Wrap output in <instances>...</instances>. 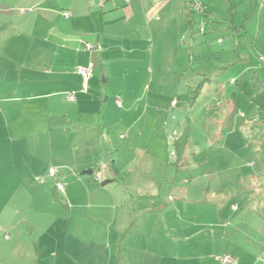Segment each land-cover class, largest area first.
<instances>
[{
    "label": "crops",
    "instance_id": "1",
    "mask_svg": "<svg viewBox=\"0 0 264 264\" xmlns=\"http://www.w3.org/2000/svg\"><path fill=\"white\" fill-rule=\"evenodd\" d=\"M110 1L72 0L67 10L82 36L61 39L68 47L49 67L32 68L24 78L14 73L21 80L16 85L29 94L0 89V264H264V174L243 165L253 186L228 194L212 190L213 180L201 184L208 176L194 175L199 183L178 191L193 200L167 195L162 201L160 179L132 170L146 165V158L125 157L128 142L119 145L112 134V127L132 118L134 111L124 106L128 97L123 94L125 110L116 112L120 95L106 96L98 115L100 97L90 91L106 86L108 78L99 76L110 66L104 51L88 50L86 43L102 47L106 17L111 33L134 32L128 29L134 6L146 0ZM105 7L113 12L108 15ZM118 12L122 22L112 17ZM90 65L84 87L77 69ZM42 86L44 92L31 93ZM101 166L104 183L91 172ZM51 167L64 183L61 196L50 180ZM224 174L215 181L225 187ZM225 256L232 261L223 262Z\"/></svg>",
    "mask_w": 264,
    "mask_h": 264
},
{
    "label": "rangeland",
    "instance_id": "2",
    "mask_svg": "<svg viewBox=\"0 0 264 264\" xmlns=\"http://www.w3.org/2000/svg\"><path fill=\"white\" fill-rule=\"evenodd\" d=\"M71 1L0 0L2 91L29 94L16 85L21 80L14 73L24 78L32 68L49 67L63 56L61 47H68L61 39L82 36L80 23L61 13ZM194 2L201 6L199 11L189 12L186 0L139 3L128 25L134 32L111 33L109 17L100 23L109 32L98 51H104L110 70L99 76L108 78L106 86L90 93L100 97L98 115L106 96L122 97L121 104L113 106L116 112L125 110L123 94L128 97L124 106L134 111L132 118L112 127V134L119 145L128 142L125 157L146 158V165L136 164L132 170L160 179L162 201L167 195L193 200L191 194L184 198L178 191L198 184L192 181L194 175L208 176L201 184L208 186L213 180L211 187L222 186L228 194L253 186L243 165L252 174H264V121L252 123L240 116L252 120L264 113V0ZM107 9L110 15L113 11ZM113 16L118 21L123 17L121 12ZM159 63L165 68L157 69ZM222 172H227L225 187L215 181L226 175ZM139 218L135 213L133 219Z\"/></svg>",
    "mask_w": 264,
    "mask_h": 264
},
{
    "label": "built area",
    "instance_id": "3",
    "mask_svg": "<svg viewBox=\"0 0 264 264\" xmlns=\"http://www.w3.org/2000/svg\"><path fill=\"white\" fill-rule=\"evenodd\" d=\"M61 13L66 18H69L71 16V13L69 10H63ZM95 47L97 49L100 48L99 45L86 43V49H88V50L95 49ZM262 61L264 62V57L262 58ZM77 72L83 77V82H84V87H85L87 80L89 79V77L91 76V73H92V65H90L88 67H78ZM66 97L69 100L74 99V97L71 93H67ZM115 104H117V106H119L121 104L119 97H115ZM48 173L55 180V190L57 191V193H59V192L62 193L64 191V183L57 176L56 169L54 167H51V168H49ZM94 175H95V179L98 182H102L104 180V166H101V168L98 171H96L94 173ZM222 261L230 263L232 261V259L229 256H225L222 258Z\"/></svg>",
    "mask_w": 264,
    "mask_h": 264
},
{
    "label": "trees",
    "instance_id": "4",
    "mask_svg": "<svg viewBox=\"0 0 264 264\" xmlns=\"http://www.w3.org/2000/svg\"><path fill=\"white\" fill-rule=\"evenodd\" d=\"M195 1H198V0H195ZM186 8L188 9L189 12H193V11H199V9L201 8V6H199L198 4H196L194 2V0H186ZM95 50H99L95 47ZM233 84H235L237 81H232ZM240 116H242V118H244L245 120H248V121H252V123H255V122H258V121H264V113L261 115V114H258L256 115V117H254L252 120H250L249 118H247V116L245 114H241ZM100 169V167H95L94 169L89 170V172L91 171L92 173L93 172H96ZM105 180L102 181V183H104ZM209 186V185H208ZM220 186V185H219ZM213 190H215V192H223L222 190V186H220V188L218 187L217 189H215L214 187H211Z\"/></svg>",
    "mask_w": 264,
    "mask_h": 264
},
{
    "label": "clouds",
    "instance_id": "5",
    "mask_svg": "<svg viewBox=\"0 0 264 264\" xmlns=\"http://www.w3.org/2000/svg\"><path fill=\"white\" fill-rule=\"evenodd\" d=\"M264 63V62H263ZM102 183V182H101Z\"/></svg>",
    "mask_w": 264,
    "mask_h": 264
}]
</instances>
